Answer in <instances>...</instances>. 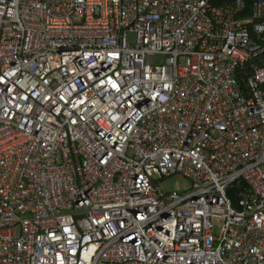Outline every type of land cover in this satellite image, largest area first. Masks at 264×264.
Listing matches in <instances>:
<instances>
[{"label": "built area", "instance_id": "2783aa9c", "mask_svg": "<svg viewBox=\"0 0 264 264\" xmlns=\"http://www.w3.org/2000/svg\"><path fill=\"white\" fill-rule=\"evenodd\" d=\"M250 1L0 0V264H264Z\"/></svg>", "mask_w": 264, "mask_h": 264}, {"label": "rangeland", "instance_id": "374dc122", "mask_svg": "<svg viewBox=\"0 0 264 264\" xmlns=\"http://www.w3.org/2000/svg\"><path fill=\"white\" fill-rule=\"evenodd\" d=\"M129 37H131V35ZM156 182H157L159 189L163 193H169L172 191L183 193L190 188L189 179L177 173L169 175V176H164L161 179H156Z\"/></svg>", "mask_w": 264, "mask_h": 264}, {"label": "water", "instance_id": "95a60500", "mask_svg": "<svg viewBox=\"0 0 264 264\" xmlns=\"http://www.w3.org/2000/svg\"><path fill=\"white\" fill-rule=\"evenodd\" d=\"M239 188L237 186L229 187L226 191L227 196L232 204L233 207L236 209H240L238 205L239 196L237 195Z\"/></svg>", "mask_w": 264, "mask_h": 264}, {"label": "trees", "instance_id": "16d2710c", "mask_svg": "<svg viewBox=\"0 0 264 264\" xmlns=\"http://www.w3.org/2000/svg\"><path fill=\"white\" fill-rule=\"evenodd\" d=\"M233 0H216L217 3H231ZM244 1V9H243V16H248L251 12V1L250 0H243ZM239 185L242 187L245 186V183L239 182Z\"/></svg>", "mask_w": 264, "mask_h": 264}]
</instances>
